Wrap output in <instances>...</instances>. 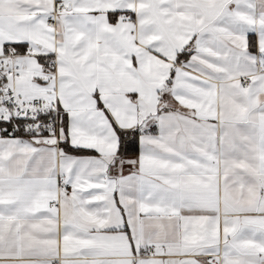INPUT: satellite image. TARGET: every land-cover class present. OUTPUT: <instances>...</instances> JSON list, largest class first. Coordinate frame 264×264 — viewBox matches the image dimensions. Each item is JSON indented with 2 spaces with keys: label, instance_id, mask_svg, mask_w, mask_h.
Segmentation results:
<instances>
[{
  "label": "snow or ice",
  "instance_id": "obj_1",
  "mask_svg": "<svg viewBox=\"0 0 264 264\" xmlns=\"http://www.w3.org/2000/svg\"><path fill=\"white\" fill-rule=\"evenodd\" d=\"M0 264H264V0H0Z\"/></svg>",
  "mask_w": 264,
  "mask_h": 264
}]
</instances>
